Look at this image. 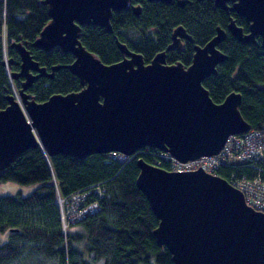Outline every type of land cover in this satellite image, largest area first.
Segmentation results:
<instances>
[{
    "label": "water",
    "instance_id": "1",
    "mask_svg": "<svg viewBox=\"0 0 264 264\" xmlns=\"http://www.w3.org/2000/svg\"><path fill=\"white\" fill-rule=\"evenodd\" d=\"M40 2L49 20L31 44L43 50L57 47L73 59L47 70L23 44L9 43L19 56V69L10 76L23 79L17 89L20 102L8 94L0 109V171L37 146L47 156L76 158L113 151L130 157L150 147L185 162L217 154L229 135L249 129L239 111V92L231 91L216 103L202 84L226 58L217 46L226 36L224 28L216 26L210 39L195 44L186 66L167 63L165 51L145 63L140 53L118 40L122 58L103 63L80 42L81 25L110 32L112 11L126 8L130 0ZM214 5L245 17L246 32L232 18L227 23L234 38L254 43L258 36L264 46V0H214ZM139 8L132 5L135 14ZM180 38L191 39L177 25L166 49L176 47ZM11 62L8 58V66ZM62 66L78 77V91L53 93L40 102L26 91L38 77H52ZM136 163V187L158 219L152 234L174 264H264V211L246 204L239 189L200 167L172 171L142 157Z\"/></svg>",
    "mask_w": 264,
    "mask_h": 264
},
{
    "label": "trees",
    "instance_id": "2",
    "mask_svg": "<svg viewBox=\"0 0 264 264\" xmlns=\"http://www.w3.org/2000/svg\"><path fill=\"white\" fill-rule=\"evenodd\" d=\"M139 1L140 13L130 6ZM228 13L213 5V0H188L183 6L175 1L162 3L130 0L126 8L112 11V30L91 23L81 25L79 40L103 63L122 58L116 41L140 53L145 63L163 49L174 27L181 24L192 38L180 50L167 52L166 61L188 65L193 45L204 44L216 26L225 27ZM246 32L248 24L235 16ZM49 20L47 7L40 0H0V109L12 94L7 72L19 69V56L9 47L20 42L32 57L48 70L53 64H67L73 59L69 52L57 47L43 50L31 42ZM12 62L7 70L2 63V40ZM226 58L216 66L215 73L203 79L212 101L221 102L231 91L241 95L239 111L249 129L264 135V46L260 38L246 43L228 31L217 45ZM18 88L20 79H14ZM79 79L65 66L52 77H38L26 91L40 102L53 93L78 91ZM158 150L140 149L121 159L120 153H93L82 158L65 154L47 156L40 147H30L0 171V182L33 184L27 194H0V229H7V238L0 242V264H174L163 245L152 234L158 219L143 193L136 187L138 157L153 163ZM159 165L168 169L167 161ZM215 173L228 182L232 176L248 178L259 175L264 180V157L257 164L227 163ZM81 192L78 219L62 221L59 207L70 195ZM61 199V204L59 200Z\"/></svg>",
    "mask_w": 264,
    "mask_h": 264
},
{
    "label": "built area",
    "instance_id": "3",
    "mask_svg": "<svg viewBox=\"0 0 264 264\" xmlns=\"http://www.w3.org/2000/svg\"><path fill=\"white\" fill-rule=\"evenodd\" d=\"M149 149L150 147H144L143 151L147 152ZM263 151L264 135L259 130L248 129L238 134L229 135L217 154L200 156L182 162L172 157L168 152L159 151L156 164L159 165V160H164L169 164L168 170L190 171L200 167L206 172L216 174L215 171L222 164L244 162L253 166L264 157ZM109 153L113 155L117 152ZM230 183L243 193L246 204L256 210L264 211V180L259 175L251 178L245 175L232 176ZM61 201L59 199L60 204Z\"/></svg>",
    "mask_w": 264,
    "mask_h": 264
},
{
    "label": "rangeland",
    "instance_id": "4",
    "mask_svg": "<svg viewBox=\"0 0 264 264\" xmlns=\"http://www.w3.org/2000/svg\"><path fill=\"white\" fill-rule=\"evenodd\" d=\"M3 38V37H2ZM2 53L4 56V66L7 70H9V66L7 63L8 60V56L7 52H6V42L3 38L2 40ZM8 78H9V82H10V88L12 91V94L18 99V101L20 102V98L18 96V88L15 86L14 84V78L10 76V71L7 72ZM25 112V111H24ZM26 117L28 118L26 112H25ZM156 157H159V155H153ZM263 156H264V151H263ZM121 159L126 158L124 155L120 156ZM158 162L157 159H155V161L153 162L154 164H156ZM33 184H20L17 182H13V181H4V182H0V194H14L16 192H20L22 194H27L29 193L32 188H33ZM83 194L81 192L78 193H74L72 195H70V197H68L65 201L63 200L62 205L59 207L60 212H62V221L64 222L65 220H75L78 219V211L80 210L81 205H83V203H80V201L83 199ZM59 200V199H58ZM7 238V231L5 229H0V242L4 241Z\"/></svg>",
    "mask_w": 264,
    "mask_h": 264
},
{
    "label": "flooded vegetation",
    "instance_id": "5",
    "mask_svg": "<svg viewBox=\"0 0 264 264\" xmlns=\"http://www.w3.org/2000/svg\"><path fill=\"white\" fill-rule=\"evenodd\" d=\"M147 1H149V0H147ZM173 1H175V3L177 4V5H179V6H183L184 4H185V2H187L188 0H185V2L182 4V5H180V4H178L177 3V1L178 0H171L170 2H166V3H171V2H173ZM152 2V1H151ZM156 2H162L163 3V1H156ZM165 3V2H164ZM227 4L228 5H231L232 4V2H227ZM132 5H139V11H138V14L140 13V10H141V5H140V3H139V1H137V2H134V4H132ZM132 5L130 6V9H131V11L133 12V10H132ZM213 5H214V0H213ZM215 6V5H214ZM215 7H217V6H215ZM219 8V7H218ZM220 9H222V8H220ZM222 10H224V11H226L227 13H228V21H227V23L229 22V20H230V18H232L233 20H234V22L236 23V18H235V16H238V17H241V18H243L244 19V21L247 23V21H246V19H245V17L244 16H241V15H238L235 11H231V10H229V9H222ZM134 13V12H133ZM135 14V13H134ZM135 15H137V14H135ZM227 23H226V25H227ZM237 24V23H236ZM248 24V23H247ZM178 25H181V24H178ZM238 25V24H237ZM239 26H241V25H239ZM111 28H112V26H111ZM184 28V27H183ZM222 28H224L225 29V31H226V34H227V29H226V26L225 27H222ZM174 29V28H173ZM112 30V29H111ZM173 31V30H172ZM172 31H171V34H170V40H169V42L167 43V45L169 44V43H171V41H172ZM186 32V31H185ZM229 32V31H228ZM187 34H189L188 32H186ZM230 33V32H229ZM215 34V33H214ZM190 35V34H189ZM191 37V36H190ZM258 37V36H257ZM186 40H188V39H186V38H180V41L177 43V46L176 47H174V48H171V49H166V47H167V45L163 48V49H161V50H159V51H157L156 53H158V52H160V51H165V60H166V56H167V52L168 51H172V50H180L181 48H182V45L184 44V42L186 41ZM192 40V38L190 39V40H188V41H191ZM255 40H256V38H255ZM119 41V40H118ZM122 43H124V42H122ZM125 44V43H124ZM126 45V44H125ZM127 46V45H126ZM193 47H194V45H193ZM128 48V47H127ZM129 49V48H128ZM131 50V49H130ZM132 51V50H131ZM135 52V51H134ZM155 53V54H156ZM154 54V55H155ZM193 54V53H192ZM153 55V56H154ZM152 56V57H153ZM167 62V61H166ZM168 63V62H167ZM174 63V62H173ZM19 79H20V81L23 79L22 77H18ZM20 83V82H19ZM6 231H7V229H5Z\"/></svg>",
    "mask_w": 264,
    "mask_h": 264
},
{
    "label": "bare ground",
    "instance_id": "6",
    "mask_svg": "<svg viewBox=\"0 0 264 264\" xmlns=\"http://www.w3.org/2000/svg\"><path fill=\"white\" fill-rule=\"evenodd\" d=\"M48 70V69H47Z\"/></svg>",
    "mask_w": 264,
    "mask_h": 264
}]
</instances>
